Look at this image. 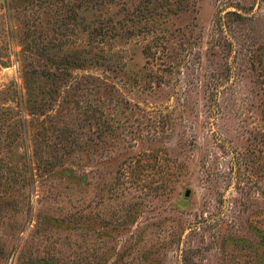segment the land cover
<instances>
[{
    "label": "rangeland",
    "instance_id": "obj_1",
    "mask_svg": "<svg viewBox=\"0 0 264 264\" xmlns=\"http://www.w3.org/2000/svg\"><path fill=\"white\" fill-rule=\"evenodd\" d=\"M0 264H264V0H0Z\"/></svg>",
    "mask_w": 264,
    "mask_h": 264
}]
</instances>
